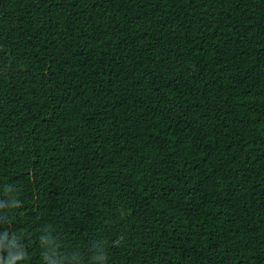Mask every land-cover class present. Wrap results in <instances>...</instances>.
Returning <instances> with one entry per match:
<instances>
[{
    "label": "trees",
    "instance_id": "obj_1",
    "mask_svg": "<svg viewBox=\"0 0 264 264\" xmlns=\"http://www.w3.org/2000/svg\"><path fill=\"white\" fill-rule=\"evenodd\" d=\"M0 264H264V0H0Z\"/></svg>",
    "mask_w": 264,
    "mask_h": 264
}]
</instances>
